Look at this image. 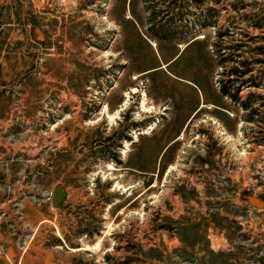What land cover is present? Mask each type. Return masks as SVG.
Instances as JSON below:
<instances>
[{
	"label": "rangeland",
	"instance_id": "rangeland-1",
	"mask_svg": "<svg viewBox=\"0 0 264 264\" xmlns=\"http://www.w3.org/2000/svg\"><path fill=\"white\" fill-rule=\"evenodd\" d=\"M252 196L264 0H0V264H264Z\"/></svg>",
	"mask_w": 264,
	"mask_h": 264
},
{
	"label": "water",
	"instance_id": "water-1",
	"mask_svg": "<svg viewBox=\"0 0 264 264\" xmlns=\"http://www.w3.org/2000/svg\"><path fill=\"white\" fill-rule=\"evenodd\" d=\"M67 190L64 188L62 183H58L55 186L54 193H53V206L54 207H60L62 203L66 200L67 198ZM251 202H255L256 206H262L264 204V201L257 197V196H252L249 198ZM255 200H259V202H256Z\"/></svg>",
	"mask_w": 264,
	"mask_h": 264
},
{
	"label": "built area",
	"instance_id": "built-area-1",
	"mask_svg": "<svg viewBox=\"0 0 264 264\" xmlns=\"http://www.w3.org/2000/svg\"><path fill=\"white\" fill-rule=\"evenodd\" d=\"M7 255L6 248L4 245L0 243V257H4Z\"/></svg>",
	"mask_w": 264,
	"mask_h": 264
},
{
	"label": "bare ground",
	"instance_id": "bare-ground-1",
	"mask_svg": "<svg viewBox=\"0 0 264 264\" xmlns=\"http://www.w3.org/2000/svg\"><path fill=\"white\" fill-rule=\"evenodd\" d=\"M135 89V91H136V88H134ZM146 102V101H145ZM144 106V110H149L145 105H143ZM151 109V108H150ZM151 111V110H150ZM256 202H259V200H255Z\"/></svg>",
	"mask_w": 264,
	"mask_h": 264
},
{
	"label": "trees",
	"instance_id": "trees-1",
	"mask_svg": "<svg viewBox=\"0 0 264 264\" xmlns=\"http://www.w3.org/2000/svg\"><path fill=\"white\" fill-rule=\"evenodd\" d=\"M228 94V93H227Z\"/></svg>",
	"mask_w": 264,
	"mask_h": 264
}]
</instances>
